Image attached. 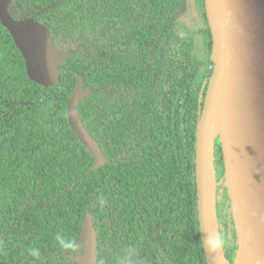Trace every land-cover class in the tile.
I'll return each mask as SVG.
<instances>
[{"label": "trees", "instance_id": "1", "mask_svg": "<svg viewBox=\"0 0 264 264\" xmlns=\"http://www.w3.org/2000/svg\"><path fill=\"white\" fill-rule=\"evenodd\" d=\"M11 2L15 18L45 25L70 55L55 85L35 83L0 24V264H78L86 214L96 264H207L195 184V130L213 71L207 20L184 24L182 0ZM77 75L91 91L79 115L108 159L96 169L67 118ZM214 150L218 232L235 264L218 139ZM58 232L78 247L61 249Z\"/></svg>", "mask_w": 264, "mask_h": 264}, {"label": "water", "instance_id": "2", "mask_svg": "<svg viewBox=\"0 0 264 264\" xmlns=\"http://www.w3.org/2000/svg\"><path fill=\"white\" fill-rule=\"evenodd\" d=\"M11 0H0V24L20 51L30 80L45 87L60 78L59 65L69 53L60 50L50 31L33 17L14 18ZM212 36L213 71L207 82L195 130V184L199 233L207 264H226L222 247L213 251L206 240L218 237L216 218L215 141L223 157V185L236 229L235 264L264 256V0H204ZM91 93L77 75L67 101V118L79 141L95 160L107 163L98 142L85 128L78 103ZM78 264H96V231L86 214Z\"/></svg>", "mask_w": 264, "mask_h": 264}, {"label": "rangeland", "instance_id": "3", "mask_svg": "<svg viewBox=\"0 0 264 264\" xmlns=\"http://www.w3.org/2000/svg\"><path fill=\"white\" fill-rule=\"evenodd\" d=\"M199 4L200 5L198 8L196 0H182L180 15L184 22L191 27H195L196 25H203L206 21V16H204L203 13L201 0Z\"/></svg>", "mask_w": 264, "mask_h": 264}, {"label": "clouds", "instance_id": "4", "mask_svg": "<svg viewBox=\"0 0 264 264\" xmlns=\"http://www.w3.org/2000/svg\"><path fill=\"white\" fill-rule=\"evenodd\" d=\"M100 203H104L103 199H101ZM55 239L61 249L73 251L78 247V245L74 242L71 237H66L64 234H61L59 232L56 234ZM206 243L213 251H215L224 243V237H208ZM32 254L35 256L38 255V252L36 250H33Z\"/></svg>", "mask_w": 264, "mask_h": 264}, {"label": "flooded vegetation", "instance_id": "5", "mask_svg": "<svg viewBox=\"0 0 264 264\" xmlns=\"http://www.w3.org/2000/svg\"><path fill=\"white\" fill-rule=\"evenodd\" d=\"M201 2H203V5H204V0H201ZM199 3H200V0H196V4H197V7H198V8H199V5H200ZM11 8H12V2H11V5H10L9 10H10L11 15L13 16L12 11H11ZM204 8H205V7H204ZM203 13H204V12H203ZM179 15H180V10H179ZM205 16H206V14H205ZM13 17H14V16H13ZM180 17H181V15H180ZM14 18H15V17H14ZM24 18H26V17H24ZM17 19H18V18H17ZM181 19H182V17H181ZM206 20H207V19H206ZM182 21H183L184 24H186L187 26H189L187 23L184 22L183 19H182ZM196 26H197V25H196ZM190 27H191V26H190ZM47 29H48V28H47ZM48 30H49V29H48ZM50 34H51V32H50ZM51 37H52V35H51ZM52 40H53V38H52ZM53 43H54V41H53ZM54 44H55V43H54ZM55 45H56L60 50H62V51H64V52H67V53H69V55H70L69 50H67L69 45H67V44H65V43H63V42H62V43H57V44H55ZM69 55H68V57H69ZM68 57H67V58H68ZM67 58H66V59H67ZM66 59H65V60H66ZM65 60H64V61H65ZM62 62H63V61H62ZM62 62H61V63H62Z\"/></svg>", "mask_w": 264, "mask_h": 264}, {"label": "bare ground", "instance_id": "6", "mask_svg": "<svg viewBox=\"0 0 264 264\" xmlns=\"http://www.w3.org/2000/svg\"><path fill=\"white\" fill-rule=\"evenodd\" d=\"M251 257H252V261L255 262H257L258 259H264L263 255H257L254 251L251 252ZM247 264H251V262Z\"/></svg>", "mask_w": 264, "mask_h": 264}]
</instances>
